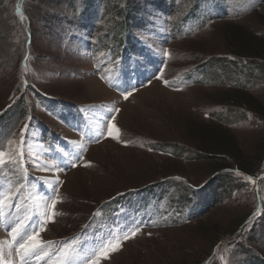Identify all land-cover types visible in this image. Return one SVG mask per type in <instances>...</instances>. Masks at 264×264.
<instances>
[{"label":"rangeland","instance_id":"1","mask_svg":"<svg viewBox=\"0 0 264 264\" xmlns=\"http://www.w3.org/2000/svg\"><path fill=\"white\" fill-rule=\"evenodd\" d=\"M72 1L0 0V114L22 96L28 109L17 125L0 120L4 264H21L12 224L23 229L53 211L29 250L44 252L29 264H264V171L237 174L243 188L201 220L178 214L190 197L184 187L231 165L218 166L204 133L228 131L245 155L264 144V122L229 98L246 93L263 108L264 79H240L246 66L228 56L223 33L237 25L264 39V0H133L142 4L135 38L147 55L127 61L90 49L111 30L115 0L104 2L109 15L92 38L80 24L85 0H74L78 10ZM176 184L159 221L142 210ZM127 192L133 203L94 231L97 211Z\"/></svg>","mask_w":264,"mask_h":264},{"label":"trees","instance_id":"2","mask_svg":"<svg viewBox=\"0 0 264 264\" xmlns=\"http://www.w3.org/2000/svg\"><path fill=\"white\" fill-rule=\"evenodd\" d=\"M106 1L107 0L83 1L86 4V6L83 9L82 11L83 13L80 17L81 18L80 24L83 30H85L91 38L99 30H101V28H103V25L100 26L98 24L103 21L105 24V21H107L106 17L109 15L110 7L104 5V2ZM146 1L147 3L151 2L149 0ZM135 2L133 0H115V5L112 8V11L114 9V13H113L114 15H112L113 22H111L112 23L111 30L109 32H104L101 37H98L96 43H91L90 49L91 52L94 53V55L108 51L112 53L113 60L119 57L128 59L129 54H133V53L135 54L137 53L143 56L144 51L140 49L141 48L140 41L137 38H135L136 32L142 28V24H143V22L137 21L139 17L138 14L141 12L142 4L137 1ZM155 3L159 9H162L164 6V3H158V2ZM72 5L74 6L75 10H78L74 0L72 1ZM194 15H196V13L190 11L188 14V19L192 20ZM224 28L225 30H223V33H224V40L228 47V52H229L228 56L233 58L234 61L238 60L240 64L246 66V70L240 72V79L245 81L263 80L264 79V39L260 38L253 32L243 29L237 25H227ZM243 85L244 86H242V88L239 89L246 92L247 87L245 84ZM37 98L41 99L40 96H37ZM229 98L230 101L233 102V104L240 106V108L248 109L251 112L252 116L264 122V107L263 108L259 107L256 101H254L251 96H249L246 93H242V94L237 93ZM22 100H23V96L21 98H18V100L14 104L10 105L5 111H3L0 114V120L6 119V117H8L9 121L13 122L15 125H17L19 122L24 120L28 116V109L26 107L22 108V106L20 105L22 103ZM244 115H246V113L242 114V116ZM203 136L207 137V139L210 138V145H211L210 147L218 148L217 150L219 151V155H217V157L215 156L216 158L221 159L220 160L221 162L219 163L221 165L218 166L219 167L221 166V168H223L226 167V165L229 166L230 163L231 165L230 168L223 169L221 170L220 173L215 174V176H213L210 179V181L206 182L200 188L197 189L192 187L183 188V190L187 192V194L190 196L189 197L190 201L189 199L187 200V198L186 199L183 198L182 204L179 205L180 207H183V209H181L180 210L181 212H179L178 214L181 217L184 216L185 219L187 218L188 215L189 218L186 219V221L201 220L215 206H217L222 201L230 198L235 191L239 190L240 188H243L244 185H239V182H241L242 179H240L237 176V174L240 173L243 175H247L251 178H256L257 176H259L258 174H261L264 171V144L258 146L252 156V155H245V153H243L240 145H238L233 140V138H231L228 135V131L227 132L219 131L216 133L214 132L212 135H210L209 133H204ZM203 139H201L200 144H201V148L204 149V147L202 146L206 145L207 141H203ZM211 155L210 156L206 155V156L212 158ZM253 160H256L257 171L255 170L251 172L248 166H250V163ZM218 175H221V177L215 180L216 177H218ZM222 183L225 184V187H223L224 185H222ZM177 185L178 184L165 185L164 187H161V191L165 193L162 194L163 201H160L161 195H158V199H159L158 203L152 201L150 204H148L147 207H145L142 210H145V213L149 214L151 208L152 209V213H150L151 217L156 218L159 221V219L162 218L161 215L167 208L164 207L163 209L164 199L168 194L167 192L168 190L170 191L171 189L176 188ZM146 189L147 188L142 189L141 192H143V195L149 194L148 193L149 191ZM207 193L210 195L207 198L208 201L204 202L203 198ZM131 195H133V193L127 192L125 195L118 196L115 199H113V201L108 202V204H106L105 207L111 206L109 212H107V210L104 207H102L101 210L97 211L95 216L96 218L95 221L97 223H93L95 224L93 230L94 231L97 230L99 226L101 227L102 226L109 227V225L111 226V222H114L116 220V216L119 212L118 208L121 207L123 204L133 203V198H131L132 197ZM150 195L154 197L155 192L150 193ZM175 207L178 209L177 206ZM186 208L190 209V211L186 210L187 212L185 213L184 209ZM212 232L216 236L212 238L214 239V243H216L217 241H219L221 233L216 232L214 230H212ZM230 233L231 231H229L228 234Z\"/></svg>","mask_w":264,"mask_h":264},{"label":"snow or ice","instance_id":"3","mask_svg":"<svg viewBox=\"0 0 264 264\" xmlns=\"http://www.w3.org/2000/svg\"><path fill=\"white\" fill-rule=\"evenodd\" d=\"M128 93L125 94V98H127ZM115 124L112 125V128H115ZM34 167L39 168V165H34ZM58 182L56 186L53 188V196L51 197L52 209H55L56 207V200H55V191L58 189ZM55 211L51 213V217L45 216L44 220L42 221H33L31 224H29L26 228L22 229V226L19 222L13 223L10 229L11 235L14 239L16 237H19V240L17 241V249L21 252L20 261L21 264H29V261L33 258H38L42 252H44V249H40L38 252H33L29 254V250L31 247H35V244H33V241L36 242V244L39 243L38 240V234L40 231H42L49 218H54ZM96 253H93L92 255H95ZM0 264H4L3 258L0 257ZM84 264H88L87 261L84 262Z\"/></svg>","mask_w":264,"mask_h":264},{"label":"bare ground","instance_id":"4","mask_svg":"<svg viewBox=\"0 0 264 264\" xmlns=\"http://www.w3.org/2000/svg\"><path fill=\"white\" fill-rule=\"evenodd\" d=\"M132 213V212H131Z\"/></svg>","mask_w":264,"mask_h":264}]
</instances>
